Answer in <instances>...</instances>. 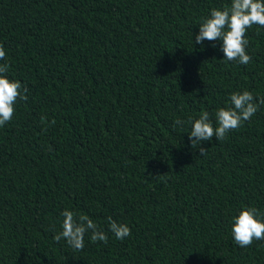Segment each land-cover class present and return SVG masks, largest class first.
Returning a JSON list of instances; mask_svg holds the SVG:
<instances>
[{"label":"trees","instance_id":"1","mask_svg":"<svg viewBox=\"0 0 264 264\" xmlns=\"http://www.w3.org/2000/svg\"><path fill=\"white\" fill-rule=\"evenodd\" d=\"M230 3L0 0V64L28 89L0 127V264H264V240L231 235L243 208L264 221V105L204 155L188 138L189 118L215 126L231 93L264 97V28L247 30V65L195 43ZM65 209L108 242L54 241Z\"/></svg>","mask_w":264,"mask_h":264},{"label":"clouds","instance_id":"2","mask_svg":"<svg viewBox=\"0 0 264 264\" xmlns=\"http://www.w3.org/2000/svg\"><path fill=\"white\" fill-rule=\"evenodd\" d=\"M253 25L264 28V0H231L229 6L222 9L212 8L207 17L202 18L199 31L195 35V43L203 41L220 40L223 59L236 61L247 65L251 57L246 52L248 40L247 30ZM6 52L0 44V60H4ZM9 65L0 64V127L11 121L15 113L17 101L28 100V89L19 81L7 78ZM230 107L219 108L215 113L216 124L213 125L207 111L202 112L199 118H189L191 124L188 138L192 148H199L200 155L206 153L201 146L204 141L224 140L227 134L241 127L264 105V97H254L252 92L243 90L230 94ZM44 119L43 117L41 118ZM52 124L55 121H51ZM185 122L177 119L174 125H183ZM61 231L53 236L56 242L65 240L73 249L82 250L85 234L90 233L91 242H108L107 234L89 216L76 215L73 211L65 209ZM231 235L239 247H248L254 240H264V221L258 218L257 209L246 207L232 218ZM108 230L117 240L131 236L130 228L123 223H118L111 217L108 218Z\"/></svg>","mask_w":264,"mask_h":264}]
</instances>
